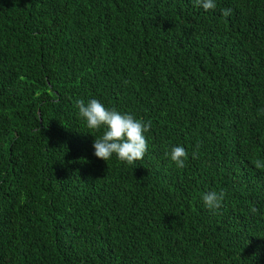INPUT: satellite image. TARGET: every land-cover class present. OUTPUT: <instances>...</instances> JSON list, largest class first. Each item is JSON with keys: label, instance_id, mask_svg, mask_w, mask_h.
I'll return each mask as SVG.
<instances>
[{"label": "trees", "instance_id": "trees-1", "mask_svg": "<svg viewBox=\"0 0 264 264\" xmlns=\"http://www.w3.org/2000/svg\"><path fill=\"white\" fill-rule=\"evenodd\" d=\"M215 3L0 0V264H264V0ZM81 99L150 120L143 159Z\"/></svg>", "mask_w": 264, "mask_h": 264}, {"label": "clouds", "instance_id": "clouds-1", "mask_svg": "<svg viewBox=\"0 0 264 264\" xmlns=\"http://www.w3.org/2000/svg\"><path fill=\"white\" fill-rule=\"evenodd\" d=\"M194 6L208 11L214 10L216 3L215 0H194ZM221 11L225 18L232 14L231 8ZM75 104L88 129L93 132L104 129L102 136L99 139L95 138L93 143L95 157L106 162L115 154L119 161L128 165H134L136 161L143 159L148 150L145 133L151 128L150 120L144 122L134 118L132 114H122L115 109H107L97 99H91L87 104L81 99ZM166 155H169L176 167H185L188 153L184 147L174 146ZM196 155V152L192 153L193 158H196ZM224 198V191H209L202 195L203 204L209 210L219 209ZM251 211L255 213L257 209L253 207Z\"/></svg>", "mask_w": 264, "mask_h": 264}]
</instances>
